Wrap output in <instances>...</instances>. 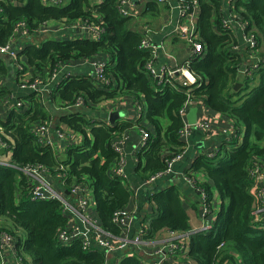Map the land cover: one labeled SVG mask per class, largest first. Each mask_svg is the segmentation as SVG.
<instances>
[{
  "label": "trees",
  "instance_id": "1",
  "mask_svg": "<svg viewBox=\"0 0 264 264\" xmlns=\"http://www.w3.org/2000/svg\"><path fill=\"white\" fill-rule=\"evenodd\" d=\"M90 1L68 0L66 5L58 6L45 5L42 0H26L23 5L8 0L0 2L1 45L8 42L18 23L26 24L31 32L49 21L82 23L100 29L98 41L77 38L28 45L23 54L26 64L35 70L34 75L47 72L52 77L63 64L93 60L99 55L114 61V65L106 64L104 69L110 80L107 87H96L88 76H70L52 89L48 103L58 109L54 110V116L83 137L80 145L64 148L62 156L54 148L38 144L31 133L36 124L50 122L52 113L43 104L34 102L33 94L28 97L29 106L3 107L11 98L8 88L0 86V138L7 144L11 161L17 167L0 165V231L15 236V249L20 252L23 264H105L106 256L98 247L83 251L78 241L69 246L57 241V233L67 228L68 216L57 201L31 200V186L19 168L31 164L57 168L62 164L66 172L65 189L68 191L74 182H87L102 227L116 235L118 227L112 223L113 214L129 209L131 194L112 173L117 156L111 143L129 124L92 122L87 119L84 106L92 108L119 94L143 96L146 123L139 128L148 133L149 142L143 149L145 165L138 172L149 179L164 172L168 161L186 149L179 137L182 122L178 111L188 98L200 99L211 112L232 120L241 141L233 138L224 142L217 156H199L184 172L191 178L190 172L205 174L208 183L196 187L205 190L208 202L214 188L220 200L212 227L188 236L186 257L193 264H264V221L254 222V201L250 194V172L254 163L264 158V0L235 2L236 12L247 22L248 29L253 27L263 49V63L255 76L259 84L254 87L250 85L255 78L248 81L239 74L244 61L233 49L235 37L223 27L222 0H198L197 30L204 54L190 63L200 85L193 90L174 81L158 84L149 76L145 68L151 56L140 49L143 37L130 29L132 18L120 14L119 0H103L99 4ZM143 11L157 15L158 4L146 2ZM8 73L6 60L0 58V81ZM114 83L116 87L112 89ZM238 83L242 87L236 90ZM79 96L84 106L73 108ZM151 201L159 214L148 223V237L162 230L177 234L190 231L189 218L177 191L163 190L152 196ZM18 232L23 236L17 235ZM119 264L146 263L135 256H126Z\"/></svg>",
  "mask_w": 264,
  "mask_h": 264
},
{
  "label": "crops",
  "instance_id": "2",
  "mask_svg": "<svg viewBox=\"0 0 264 264\" xmlns=\"http://www.w3.org/2000/svg\"><path fill=\"white\" fill-rule=\"evenodd\" d=\"M3 1V0H0ZM14 5H23L26 0H8ZM58 3H50L49 5L58 6L66 5L68 0H58ZM103 0H91V4H99ZM133 5L129 8L126 5V9L130 12L131 25L130 29L133 32H136L143 36V30L146 28L150 37V41L155 48L156 58L154 59V68L156 71L162 70H172L175 66L182 64L191 56V48L184 40H182L178 35L179 27V17L178 11L175 8L176 0H164L163 3H157L159 11L157 15H152L144 13V6L146 2H155V0H132ZM198 5L199 1L197 0ZM223 2V19L228 20L230 18V13L236 12L232 10L230 4L225 0ZM200 11L198 10L197 22L199 18ZM100 21V20H99ZM100 30V29H99ZM230 32V31H229ZM232 36L235 37L236 45L233 46L236 52H239L241 58L244 61V66H249L252 61L256 58H262V48L256 54H249L246 52V46L241 39L240 33L234 29L230 32ZM100 35L99 32H93L85 24L82 23H73L67 24L64 21H49L44 23L41 28L36 32L28 31L25 33L22 29L15 31L10 38L8 39L7 44H9L13 49L17 51V56L11 62L8 61V57L0 56L4 58L7 62V69L9 71L7 77L0 81V86L8 88L10 91L11 98L8 102H4L3 107H9L17 101H22L23 106L31 105V100L28 99L30 95L34 102L37 101L40 104L45 106L44 109L48 110L51 115L50 122H45L50 125L49 137L51 139L52 147L55 149L56 153L59 156H62L64 148L67 146L80 145L82 143L83 137L77 134L75 131L71 130L64 124H60L57 120V116H54V105H49L48 100L51 95L52 89L55 87V84L68 78L70 76H88L92 74V62H100L104 64L114 65V61L106 55H99L93 60L82 59L77 62H71L61 65L55 76L49 77L47 72L37 73L34 75L35 70L31 66L26 64L25 52L28 45L40 46L46 41H60V40H75L77 38L88 39L90 41H98ZM235 47V48H234ZM26 65H25V64ZM16 66L22 67V71L19 72ZM257 72V71H256ZM254 73L251 79L256 76ZM242 75V73L239 72ZM21 75L31 76L33 78H38L43 83L45 82L48 86L46 92H41L38 95L31 93L27 90H21L18 87L19 80ZM92 76V75H91ZM243 77L246 76L242 75ZM176 82L180 85L182 83L180 78L176 79ZM113 83V82H112ZM241 84V83H240ZM259 84L258 76L252 81L251 87L257 86ZM181 86V85H180ZM116 87L114 83L113 88ZM242 87V84H241ZM240 87V88H241ZM38 100H41L39 102ZM22 106V107H23ZM139 107L141 109H139ZM196 109L195 113L196 122L198 124H206L207 127H194L186 139L182 140L186 149L183 153L180 160L173 164L171 171L163 176L161 179L156 180L150 185L145 184L147 179H144L142 174L138 172L139 169H142L145 165V158L143 156V149L141 148V135L139 133L140 124L143 123L146 119L147 106L143 100V96L138 98L128 95V94H119L113 99L108 101L101 102L99 104L92 105V108L85 107L84 111L87 115V119H92V122L114 125V124H129V127L119 135L124 134L126 140L121 145L126 156V166H125V175L127 181V189L132 195V192L135 191L137 194V211L136 216L133 221L126 220L125 227L118 228L116 238L111 241L117 242L121 239H131L134 236H137V231L139 227L145 228V234L141 236V241L143 244L136 246L130 244L125 251L122 253H113L106 258L105 264H119L120 260L126 256H135L142 263H150L153 259V251L156 246L161 243H164L169 240L170 233L167 230H162L156 233L151 237L147 236L148 223L151 219L155 218L159 211L153 201H151L152 196L156 195L158 192L163 190H174L179 194V199L183 205V209L189 218V227L190 230H199L203 225H206L205 228L210 229L212 225L206 222V219L209 220V217L214 215V221L216 219L217 211L219 210L220 200L217 192L213 188L212 197L210 198V208L207 214H204V210L201 206L200 198L196 190L185 182L183 178V173L185 170L190 169L194 160L202 155H205L216 148H219L224 142L231 140V137L227 133H234V137L239 138L241 141V136L238 135V127L232 122V120L221 114L213 113L207 107L203 106L198 108L197 105H192L188 110ZM58 111L57 108H55ZM131 110L136 114L135 121L131 117ZM84 113V112H83ZM187 113V115H188ZM111 114H117V119L114 124H111L109 117ZM187 121V116H186ZM52 120V121H51ZM188 122V121H187ZM57 130H63L67 133H71L70 143H64L62 146L61 140H58L56 136ZM227 132V133H225ZM231 135V134H230ZM238 136V137H236ZM149 142V139H148ZM144 148V150L148 147ZM5 159L11 160L10 151H5L4 154L0 155ZM261 165H264V158L258 160ZM191 173L192 179L195 183L199 185H204L208 183V179L203 173ZM42 176L45 178L51 187L57 191L61 192L62 188L64 189L63 195L68 196V192L65 190V187H62L57 181L54 180L53 174L43 172ZM194 177V178H193ZM260 186L264 189V181L260 183ZM132 208L131 202L127 206ZM88 214L91 217L95 218L97 225L102 227L96 213L95 202L93 197H91L89 202ZM75 224V221L68 217L67 219V228L72 227ZM19 236H23L22 232H18ZM178 235L185 236L186 233L179 232ZM189 236V235H188ZM187 238H182V240L189 246ZM10 247L15 249V242L10 243ZM7 259L10 264H17L14 261V257L7 254ZM237 263H240V259L237 258ZM165 264H174L172 260H168ZM185 264V263H182Z\"/></svg>",
  "mask_w": 264,
  "mask_h": 264
},
{
  "label": "built area",
  "instance_id": "3",
  "mask_svg": "<svg viewBox=\"0 0 264 264\" xmlns=\"http://www.w3.org/2000/svg\"><path fill=\"white\" fill-rule=\"evenodd\" d=\"M187 1L192 3L188 5ZM228 4L232 5L231 9H235V2L237 0H225ZM1 2V1H0ZM45 5H49L50 3H58V0H42ZM132 0H119V12L122 16H130V12L126 9V5L131 8L133 3ZM156 3H163L164 0H155ZM175 8L178 11L179 17V27L177 35L186 42L191 48V56L182 64L175 66L172 70H162L156 71L154 68V59L155 48L150 41L149 34L147 29L143 30V38L140 44V49L149 53L151 56L150 62L146 65V71L149 73V76L154 80H157L158 84H171L176 82L177 78H180L182 83L180 85L182 87L189 88V90H193L194 88H198L200 85L197 83V78L195 74L190 70L191 60L200 58L202 54H204V45L199 40V33L197 30V14L199 10V5L197 0H176ZM93 32H99V28L93 25H86ZM248 24L245 20L242 19L238 15L237 12L230 13V18L228 20H223V27L226 31L232 32L236 29L241 36L242 41L246 46V52L253 55L260 51V47L257 41V37L254 34L253 29H248ZM22 29L25 33L29 30L27 29L26 24L18 23L16 25L15 31ZM14 31V32H15ZM235 46V45H234ZM235 48V47H234ZM17 51L13 49L9 44H0V56H6L13 60L17 56ZM263 63L260 58H256L253 60L249 66H244L239 70L242 75H245L247 79H251L254 73L260 68ZM106 64L100 62H92V76L90 77L94 80V84L96 87H107L110 84L109 78L104 75V69ZM19 72L22 71V67L16 66ZM55 74L53 75V77ZM45 83V82H44ZM44 83L38 78H33L31 76L21 75V78L18 83V87L21 90H27L35 95L41 93V87H46ZM48 90V89H47ZM46 90V91H47ZM45 91V92H46ZM189 96V94L187 95ZM41 102V100H38ZM192 105H197L198 108L203 107V103L200 99H190L184 103L183 107L178 111V115L182 122V129L179 132L180 140H184L190 134L191 130L194 127H207L206 124H198L190 125L186 121V116L188 110ZM23 102L17 101L13 105L9 107H22ZM84 106V100L81 96H79L74 104L73 108H81ZM139 109H141L139 107ZM50 125L47 123L36 124L31 133L35 137L38 144L42 146H50L52 147L51 139L49 137ZM71 133H67L63 130H57L56 136L58 140L63 141L62 146L65 142L70 143ZM139 133L141 135L142 141V149L147 146L148 142V133L139 128ZM227 133V132H225ZM231 134V135H230ZM230 136L231 139L235 138L234 133H227V136ZM115 137V135H114ZM238 137V136H236ZM126 140V136L124 134L117 135L111 143L112 150L116 153L117 160L115 166L112 169L113 175L120 179L121 182L127 186L126 175H125V166H126V156L122 148L123 142ZM53 148V147H52ZM0 149H3L4 152L8 151L7 144L0 138ZM182 151L171 160L168 161L167 169L164 172H160L150 177L145 181V184L150 185L156 180L161 179L163 176L168 174L171 171L173 164H175L178 160L181 159L183 153ZM219 152V148H216L212 153H207L205 156L213 158L217 156ZM0 165L7 167H15L11 160L0 157ZM17 168V167H15ZM21 174H23L29 181V185L31 189L29 191V197L31 200L37 201H48L54 200L60 203L62 212L73 219L75 224L66 229H62L57 233V241L62 245L69 246L73 242H80L81 248L83 251H89L93 247H98L101 249L106 258L113 253H122L127 249L130 244L136 245L137 247L143 244L141 241V236L145 234V228L139 227L137 231V236H134L131 239H121L117 242L111 241L116 238V235L111 233L109 230L104 229L103 227H99L97 225V221L95 218L91 217L88 214L89 202L92 197V191L89 184L85 181L74 182L68 188V196L65 197L63 195V188L61 192L55 191L51 185L46 182L45 178L42 176L43 172H47L49 174H53L54 180L57 181L62 187L65 185L66 180V172L65 168L62 164H59L57 168H48L39 164H31L26 165L22 168H19ZM252 176V186L250 188V194L252 195L254 201V211L252 212L254 222L261 223L264 221V189L260 186V183L264 181V165L260 163H254L253 168L251 170ZM183 178L185 182H187L190 186H192L201 202V206L204 210V214H207L211 211L210 202L207 201V193L201 187H196L197 183L187 174L183 173ZM130 202L132 204V208L128 210H118L113 214L112 223L118 228L127 226L126 220L130 222L135 219L136 211H137V194L135 191L132 192ZM2 228V221L0 218V229ZM208 230V228L202 227L199 230H190L185 232V236L178 235L177 233L170 232V238L168 241L159 244L154 248L153 251V259L149 264H165L168 260H172L175 264L178 263L181 255H185L188 252L187 244L182 240V238H187L188 235L198 232ZM19 235V233H16ZM15 242V236L10 234L9 232L0 231V264H10L7 259V254L14 257V261L17 264H23L21 262L22 256L20 252L16 249L10 247V243ZM221 245H219L220 247ZM185 264H193L191 261L187 260L184 262Z\"/></svg>",
  "mask_w": 264,
  "mask_h": 264
},
{
  "label": "rangeland",
  "instance_id": "4",
  "mask_svg": "<svg viewBox=\"0 0 264 264\" xmlns=\"http://www.w3.org/2000/svg\"><path fill=\"white\" fill-rule=\"evenodd\" d=\"M240 10H241V9H240ZM250 29H253V27H251ZM260 49H261V47H260ZM44 85L46 86L45 83H44ZM48 86H49V85H48ZM48 86H46V87H41V88H39V89H40L41 92H45V91L49 88ZM55 108H56V105H54V109H53V110H55ZM130 116L133 117V120H131V122L135 121V119H136V114H135V112H134L133 110H131V115H130ZM145 123H146V122L142 123L141 126H144ZM141 147H142V143H141ZM213 151H214V150H213ZM213 151H211V152H209V153H212ZM205 155H206V154H205ZM206 222L209 223L210 225H213V223H214V215L210 216V217H209V220L206 219ZM202 227H206V225H203ZM202 227H201V228H202ZM186 254H187V253H186ZM186 254H185V255H181V257H180L179 260H178V263H184L185 261L189 260V259H187ZM189 261H191V260H189ZM175 263H176V261L174 262V264H175Z\"/></svg>",
  "mask_w": 264,
  "mask_h": 264
},
{
  "label": "water",
  "instance_id": "5",
  "mask_svg": "<svg viewBox=\"0 0 264 264\" xmlns=\"http://www.w3.org/2000/svg\"><path fill=\"white\" fill-rule=\"evenodd\" d=\"M8 61L11 62L12 60L10 58H8ZM241 87V84L238 83L236 84V90L239 89ZM197 112L196 109H192L189 111L188 115H187V121L190 125H194L195 123H197L196 118H195V113ZM117 119V114H111L109 117V121L111 124H114L115 121ZM4 154V150L0 149V155Z\"/></svg>",
  "mask_w": 264,
  "mask_h": 264
}]
</instances>
